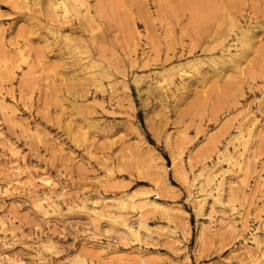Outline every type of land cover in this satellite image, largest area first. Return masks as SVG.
Wrapping results in <instances>:
<instances>
[{"label": "rangeland", "instance_id": "obj_1", "mask_svg": "<svg viewBox=\"0 0 264 264\" xmlns=\"http://www.w3.org/2000/svg\"><path fill=\"white\" fill-rule=\"evenodd\" d=\"M0 264H264V0H0Z\"/></svg>", "mask_w": 264, "mask_h": 264}]
</instances>
